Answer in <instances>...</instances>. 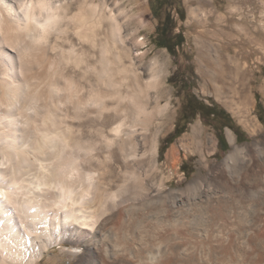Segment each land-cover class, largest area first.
<instances>
[{
	"label": "bare ground",
	"instance_id": "1",
	"mask_svg": "<svg viewBox=\"0 0 264 264\" xmlns=\"http://www.w3.org/2000/svg\"><path fill=\"white\" fill-rule=\"evenodd\" d=\"M122 17L119 4L111 8L108 0H0V58L13 65L0 63V264H40L56 246L78 252L68 244L88 247L84 264H155L166 256L171 264H231L210 244L224 230L245 239L257 227L260 192L252 183L250 200L231 211L220 210L214 197L164 193L156 180L159 137L171 119L169 101L162 105L160 98L163 68L152 74L155 60L144 78L134 60L124 62ZM67 20L73 37L61 28ZM220 66L218 75L229 78ZM241 105L249 107L250 98ZM245 112L256 132L258 121ZM228 134L233 149L223 165L238 178L246 149ZM203 137L193 125L189 140L200 147ZM255 147L264 163V150ZM120 210L121 236L113 228ZM177 227L198 241L199 256L164 247L176 239L164 231Z\"/></svg>",
	"mask_w": 264,
	"mask_h": 264
},
{
	"label": "rangeland",
	"instance_id": "2",
	"mask_svg": "<svg viewBox=\"0 0 264 264\" xmlns=\"http://www.w3.org/2000/svg\"><path fill=\"white\" fill-rule=\"evenodd\" d=\"M116 3L123 11L122 56L124 62L129 64L134 60L144 78L149 77V67L151 63H155V60L156 67L152 69V74L158 71L160 73L163 68V94H160V98L162 105L169 101L171 119L165 122L159 137L158 158L161 173L156 180L165 185V194L171 191H182L185 195L184 200L193 199L194 201L214 197L212 201L220 210L226 206L229 207V211L235 203H245L250 200L251 193L248 189L252 183V189L256 188L254 190L260 192L258 193L260 197L256 199L260 209L255 215L258 229L252 230L245 239H239L232 230H224L221 234H225L216 238L215 242L210 244V248H219L220 253L225 254L224 259L227 257L225 260L231 264H258L259 256L263 253L262 244H264V205H262L264 204V163L259 159L255 146L264 150V0H171L167 4L161 3V9L156 13L152 10V3H155V0H108L111 8ZM74 8L71 16L69 15L71 18L78 12V9ZM182 11L185 12V21L180 19ZM193 11H195L194 16ZM169 12L175 17L176 32H182L185 38L182 47L177 48L176 56L167 49L158 47L155 40L157 26ZM68 22V20L65 21L61 28H69L66 34L73 37L72 26H66ZM65 45L68 47L69 44ZM220 65L224 66L223 69L225 68L229 78L225 77V79L218 75ZM232 75L235 77L234 81ZM152 94L155 92L152 91ZM193 95L210 106L217 104L224 108L231 115L232 123L239 128L240 138L244 142H238L236 132L228 126L224 128L221 119H204L201 115H197L196 118L187 122L184 119L181 120L186 102ZM247 98H250L249 107L241 105L242 102H247ZM244 111L250 118L258 121L259 128L256 132H252L245 124ZM178 121L181 127H185V132L176 140L169 141ZM195 124H199L203 138L207 139L202 141L200 147L189 140L192 126ZM228 130L234 134L236 144L246 149V170L242 171L238 178H235L237 176L232 178L223 165L225 157L233 149ZM219 135H223L226 139L228 151L220 149ZM211 137L215 140L210 145L208 138ZM187 141H190V145ZM163 147H166L164 153L161 152ZM172 149L173 154L169 156ZM183 165H185V171L182 168ZM195 179H197L195 185L198 190L189 194ZM119 212L121 216L113 223V228L121 236L118 231L121 228L124 213L121 210ZM228 218L227 215H222L220 222L226 224L229 221ZM259 230L262 232L259 233ZM167 231H164L167 239L170 240L171 235L176 238L167 244L168 247L164 245L167 250L176 245L183 250H193L199 256L201 251L198 241L190 240L182 227ZM183 234L185 237H182ZM142 237L145 238L142 234L139 239ZM67 246L70 250L78 252L74 254L62 252L59 246H56L40 264H84L86 262L84 255L88 253L86 252L88 247L82 244L77 247L70 244ZM164 247L162 250H165ZM248 247L251 250L247 249ZM252 255H256V260L251 258ZM168 261L170 260L166 256L160 258L155 264H171Z\"/></svg>",
	"mask_w": 264,
	"mask_h": 264
},
{
	"label": "trees",
	"instance_id": "3",
	"mask_svg": "<svg viewBox=\"0 0 264 264\" xmlns=\"http://www.w3.org/2000/svg\"><path fill=\"white\" fill-rule=\"evenodd\" d=\"M171 2V0H155V3H152V10L153 13H156L157 10L161 9L160 5L161 3L167 4ZM160 17V14L158 13V18ZM180 19L182 21H185V12L182 11V14H180ZM176 22L175 17L171 14V12L167 13L160 21V23L157 26V36H156V45L161 48L167 49L172 55H177V48L182 47V45L185 42V38L182 32H176ZM197 115H201L202 118H218L221 119L223 122V127H230L232 128L238 137V142L242 143L244 140L240 138L239 135V128L232 123L233 119L231 115L222 107L219 105H208L204 101H200L196 96H191L188 98L186 105L184 107L183 115L181 120H185L186 122L190 119H194L197 117ZM229 120V121H226ZM179 120V121H181ZM178 121V124L176 125L174 134L169 137V141H174L178 137H180L185 132V127L180 126V122ZM219 139V145L221 146L220 149L224 151H228V143L226 139L223 137V135L218 136ZM167 140V141H168ZM169 143V142H167ZM166 147H163L161 152L164 153ZM185 171V165L182 167Z\"/></svg>",
	"mask_w": 264,
	"mask_h": 264
},
{
	"label": "snow or ice",
	"instance_id": "4",
	"mask_svg": "<svg viewBox=\"0 0 264 264\" xmlns=\"http://www.w3.org/2000/svg\"><path fill=\"white\" fill-rule=\"evenodd\" d=\"M0 63H3L9 69H12L13 68V65L12 64H9L7 60H3L2 58H0Z\"/></svg>",
	"mask_w": 264,
	"mask_h": 264
},
{
	"label": "flooded vegetation",
	"instance_id": "5",
	"mask_svg": "<svg viewBox=\"0 0 264 264\" xmlns=\"http://www.w3.org/2000/svg\"><path fill=\"white\" fill-rule=\"evenodd\" d=\"M226 121H229V120L226 119Z\"/></svg>",
	"mask_w": 264,
	"mask_h": 264
}]
</instances>
